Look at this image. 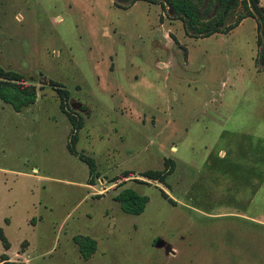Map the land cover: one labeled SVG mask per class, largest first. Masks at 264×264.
Segmentation results:
<instances>
[{"label": "rangeland", "instance_id": "rangeland-1", "mask_svg": "<svg viewBox=\"0 0 264 264\" xmlns=\"http://www.w3.org/2000/svg\"><path fill=\"white\" fill-rule=\"evenodd\" d=\"M130 2L0 0V66L37 93L18 111L0 99V264H264L260 27L245 16L191 36L164 2ZM240 11L237 0L220 25ZM49 79L82 120L73 147L96 175L67 149ZM164 157L165 183L139 174ZM125 185L147 195L139 213L112 198ZM74 234L95 239L87 258Z\"/></svg>", "mask_w": 264, "mask_h": 264}, {"label": "trees", "instance_id": "trees-1", "mask_svg": "<svg viewBox=\"0 0 264 264\" xmlns=\"http://www.w3.org/2000/svg\"><path fill=\"white\" fill-rule=\"evenodd\" d=\"M133 0H131L132 2ZM154 1V0H150ZM161 4L163 2L167 5L168 9L172 12L173 17L181 18L184 25V30L191 36H202L210 34L214 31H228L235 26L239 20L245 16H253L256 20V25L260 27L261 33L255 34V44L257 45L254 61L258 65H264V5L258 3V0H240L242 5V11H240L232 22L221 26V18L225 12L236 5L237 0H158ZM130 2V3H131ZM204 3L202 8H199L200 3ZM210 8L213 9V13L210 18H201L200 13L207 12ZM48 82L53 85L58 96V105L63 110L71 124V130L66 144L68 151L77 153L78 157L87 165V171L89 175H96L94 159L90 155L76 152L73 144L76 140V129L82 124V120L76 114L69 112L66 109L65 98L68 95L67 90L58 86L55 80L49 79ZM36 86L34 83L26 81L20 72L12 69H4L0 66V99L7 102L11 108L18 111L22 106L32 103L36 97ZM259 142L264 144L260 138ZM261 154L263 150L259 151ZM263 157V155H261ZM262 160V158H260ZM174 161L172 158L164 157L163 166L161 168H147L139 172L148 178L157 179L158 181L165 183L164 177L167 173L172 171ZM132 171L123 170L121 175H128ZM89 182H92V178L89 177ZM160 194L168 201H173L166 191L161 187H158ZM112 198L118 201L119 207L130 213H139L147 201V195L137 192L130 186H121L113 194ZM72 241L76 244L79 255L82 258H87L95 249L96 241L88 234H74L72 235ZM0 240L4 248L8 246L2 230L0 228ZM5 253H1V259H6ZM8 264H27L24 260L14 259L6 260Z\"/></svg>", "mask_w": 264, "mask_h": 264}, {"label": "crops", "instance_id": "crops-1", "mask_svg": "<svg viewBox=\"0 0 264 264\" xmlns=\"http://www.w3.org/2000/svg\"><path fill=\"white\" fill-rule=\"evenodd\" d=\"M242 20V19H241ZM240 21V20H239ZM254 47H255V39H254ZM254 70L255 71H258V70H256V68H255V66H254Z\"/></svg>", "mask_w": 264, "mask_h": 264}]
</instances>
